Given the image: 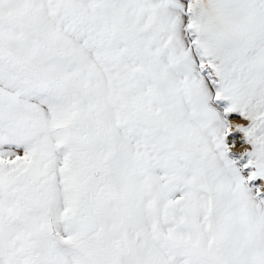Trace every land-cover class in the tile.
<instances>
[{
    "label": "snow or ice",
    "instance_id": "obj_1",
    "mask_svg": "<svg viewBox=\"0 0 264 264\" xmlns=\"http://www.w3.org/2000/svg\"><path fill=\"white\" fill-rule=\"evenodd\" d=\"M0 264H264V0H0Z\"/></svg>",
    "mask_w": 264,
    "mask_h": 264
}]
</instances>
